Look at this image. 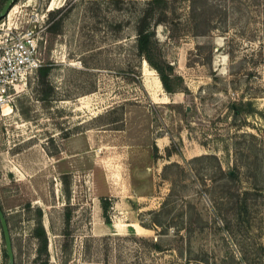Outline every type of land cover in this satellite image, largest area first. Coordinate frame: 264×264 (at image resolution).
I'll return each mask as SVG.
<instances>
[{"label":"rangeland","instance_id":"rangeland-1","mask_svg":"<svg viewBox=\"0 0 264 264\" xmlns=\"http://www.w3.org/2000/svg\"><path fill=\"white\" fill-rule=\"evenodd\" d=\"M146 1L0 20L35 28L49 68L0 106L14 264H264V0H169L152 53L172 91L137 51Z\"/></svg>","mask_w":264,"mask_h":264},{"label":"built area","instance_id":"built-area-1","mask_svg":"<svg viewBox=\"0 0 264 264\" xmlns=\"http://www.w3.org/2000/svg\"><path fill=\"white\" fill-rule=\"evenodd\" d=\"M43 65L40 35L35 28L0 34V106L19 95Z\"/></svg>","mask_w":264,"mask_h":264},{"label":"trees","instance_id":"trees-1","mask_svg":"<svg viewBox=\"0 0 264 264\" xmlns=\"http://www.w3.org/2000/svg\"><path fill=\"white\" fill-rule=\"evenodd\" d=\"M7 1L8 0H0V10L3 8L4 4ZM146 4L149 6V10H148V15L140 20V24H139L137 35H136L137 51L141 57H144V59H146L155 69L158 70V72L160 73L162 83L164 87L166 88V90L172 91V87L170 84L171 83L170 76L166 74L161 69V67L156 63L153 57V53H152L154 46L157 43L155 28L162 21L161 18L156 17V14L163 15L166 12L168 4H169V0H148L146 1ZM48 69H49L48 67L46 68L43 67L40 70L42 72H45ZM45 99H48V97H45ZM102 206L104 209L108 208L109 203L107 199H102ZM2 210H3V207H2ZM4 214H5V211H4ZM41 215L42 213L41 211H39L40 218H41ZM0 225H1V220H0ZM35 234L42 241V247L40 249L42 253L43 251L47 250V236H46V232L42 225L41 220L38 221V225L35 229ZM3 236H4V233H3ZM5 255L8 256L6 252H5Z\"/></svg>","mask_w":264,"mask_h":264},{"label":"water","instance_id":"water-1","mask_svg":"<svg viewBox=\"0 0 264 264\" xmlns=\"http://www.w3.org/2000/svg\"><path fill=\"white\" fill-rule=\"evenodd\" d=\"M16 0H8L4 7L0 10V20L3 19L11 9V7L14 5ZM0 220H1V225L4 233V238L6 242V253L8 255L9 261L7 264H14V251H13V246H12V237H11V232L9 229V224L6 219V216L4 214V211L2 210V206L0 203Z\"/></svg>","mask_w":264,"mask_h":264},{"label":"bare ground","instance_id":"bare-ground-1","mask_svg":"<svg viewBox=\"0 0 264 264\" xmlns=\"http://www.w3.org/2000/svg\"><path fill=\"white\" fill-rule=\"evenodd\" d=\"M5 113L6 114L11 113V110L9 109V107L6 109V112Z\"/></svg>","mask_w":264,"mask_h":264}]
</instances>
